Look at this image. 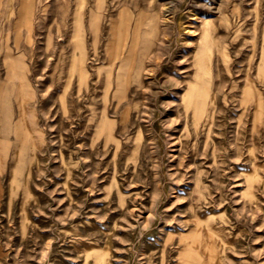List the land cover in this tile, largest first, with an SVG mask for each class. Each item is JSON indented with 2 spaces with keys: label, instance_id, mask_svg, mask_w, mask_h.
Masks as SVG:
<instances>
[{
  "label": "rangeland",
  "instance_id": "1",
  "mask_svg": "<svg viewBox=\"0 0 264 264\" xmlns=\"http://www.w3.org/2000/svg\"><path fill=\"white\" fill-rule=\"evenodd\" d=\"M263 68L264 0H0V264H264Z\"/></svg>",
  "mask_w": 264,
  "mask_h": 264
},
{
  "label": "bare ground",
  "instance_id": "2",
  "mask_svg": "<svg viewBox=\"0 0 264 264\" xmlns=\"http://www.w3.org/2000/svg\"><path fill=\"white\" fill-rule=\"evenodd\" d=\"M263 69H264V68H263ZM18 100H19L20 104L23 105V102H24V101L22 100V98L19 97ZM22 108H23V106H22ZM22 111H23V110H22ZM187 254H188V253H187ZM186 258H187V259H185L184 264H190V263H189V259H188L189 257H186Z\"/></svg>",
  "mask_w": 264,
  "mask_h": 264
}]
</instances>
